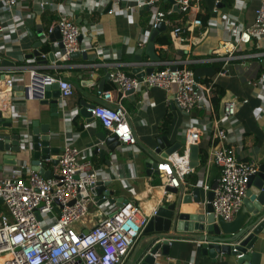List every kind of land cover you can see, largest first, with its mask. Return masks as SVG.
I'll use <instances>...</instances> for the list:
<instances>
[{
    "label": "crops",
    "instance_id": "0c3cea01",
    "mask_svg": "<svg viewBox=\"0 0 264 264\" xmlns=\"http://www.w3.org/2000/svg\"><path fill=\"white\" fill-rule=\"evenodd\" d=\"M116 2L119 4L116 5ZM216 2L219 12L214 15L212 11ZM133 3L134 0H19L17 10L22 12V25L25 31L27 28L30 29L33 37L27 34V38L19 44L7 45L4 51H0V79L14 71L17 75H22L24 82L27 83L28 73L12 67L30 65L39 67L43 74L69 82L74 87V93L69 98H59L61 107L58 117L54 118L50 116L48 106H41L40 101L25 100L21 85L15 86L12 90L2 87L0 111L5 118H10L2 108L11 103L15 105L20 118L19 121H12L14 127L29 125L34 120H39L40 124H48L50 136L55 139L51 141V147L58 150L51 155V160H57L65 140L73 136V145L80 151V160L89 161L94 169L101 172L102 177L114 179V182L106 187V191L112 192L107 197L108 201L115 207L126 201L131 202L149 213L160 206L176 202L179 194H188L197 186L200 187L203 182L211 188L216 184L219 168L208 162V154L212 145V120L219 117L223 100L236 98L238 101H246L245 104L238 106L237 124L232 135H235L234 140L239 139L238 134L241 135L239 142L232 143L236 158L242 162L253 161L259 166L264 165V86L259 85V75L264 70V64L256 57V54L262 51L261 44L263 45L264 41L260 43L253 41L250 46L236 44L240 30L253 23L254 12L258 7L255 2L204 0L199 9L181 14L173 10L170 0H161L159 8L174 14L168 16L169 24L165 30L181 27L185 41L181 44L172 41L173 51H168L166 45L156 44L154 40L155 54L160 58L154 69L178 63L179 68L191 69L201 84L212 88L211 111L207 112L200 108L193 110L191 115L186 117L172 102L174 87H171L168 93L159 88H142L119 95L112 82L105 80V77L116 69L133 75L132 58L139 49L137 42L144 33L142 39L145 46L151 34L149 29L151 12L144 8L134 13L132 20H129L124 15L109 13L105 8L99 10V7L106 4V7L111 6L114 11L116 9L121 11ZM62 14L86 26V31L79 41L86 57L61 58L58 55V47L56 49L49 40L41 43L37 50L46 55V58L48 53L53 52L55 61L48 62L47 65H37L34 58L29 59L34 51L35 42H41L37 33L55 26V22ZM227 18L228 24L225 23ZM210 20L214 23H210ZM54 33L52 34L55 37ZM54 42L59 43L60 39H55ZM99 45L112 55L108 58L94 55L91 48ZM231 46L235 49L232 50ZM179 51L180 56L177 53ZM141 61L145 63L144 66H148L145 54H142ZM91 80L92 85L88 88L83 87L84 82ZM205 81H209V84ZM98 86H101L100 91ZM216 89L223 92L217 111L212 105V95ZM81 100L94 106L111 108L122 106L129 115L130 126L137 136L139 150L131 152L117 148L115 153H111L102 141V136L107 138L108 134L100 124L95 121L88 125L82 117L73 114ZM62 105L66 106L69 112ZM196 124L201 131V139L197 144L198 156L201 149L205 150L206 162L201 165L199 157L198 168L185 177L184 185L178 189V194L170 193L171 196L167 200L160 188L157 171L148 170L145 162L150 158L158 164L163 159L153 151L157 146V138L165 137L171 144L180 143L182 147L177 149V152L181 153L189 126ZM97 147L103 150L102 155L95 152ZM28 155V151L17 155L16 166L21 164L20 162H25L32 168ZM1 163L0 158V165ZM42 163L47 174H50L56 165L50 160ZM10 167L2 166L0 177L5 176ZM92 196L89 213L86 218L74 225L76 230H89L103 220L99 215V205L104 192ZM195 208L194 204L180 205L182 213H191ZM171 234L174 236V233ZM147 237L142 233L122 264H129L140 256L148 244ZM170 240H172L170 254L163 264H237L233 257L220 255L213 261L208 256H203L197 247L199 243L195 245V242L184 235L172 237ZM253 246L252 251L260 253V264H264L263 234Z\"/></svg>",
    "mask_w": 264,
    "mask_h": 264
},
{
    "label": "built area",
    "instance_id": "2783aa9c",
    "mask_svg": "<svg viewBox=\"0 0 264 264\" xmlns=\"http://www.w3.org/2000/svg\"><path fill=\"white\" fill-rule=\"evenodd\" d=\"M171 1L181 14L199 9L204 2ZM247 1L257 3L258 7L254 12L252 25L240 30L236 43L238 46H250L253 41H264V0ZM160 2L161 0H134L132 5L121 11H114L110 6L107 12L121 14L132 20L134 13L147 8L151 12L149 29L152 31L161 22L166 27L169 24L167 18L171 12L161 10ZM217 3L212 11L214 15L219 12ZM115 4L118 5L119 2ZM105 5L102 4L99 10H107L108 6ZM18 8L19 0H0V51H4L7 45L19 44L27 38V32L22 25L23 15ZM227 19L226 24L229 23V18ZM55 28L58 29L65 53L61 55L58 51L61 58L82 52L79 38L86 31V26L62 14L55 26L41 31L40 41L46 43ZM183 33L181 27L171 28L173 43H183ZM144 35L142 33L137 42L139 48L144 46ZM52 45L57 49L58 42H53ZM91 49L96 56L108 58L112 55L100 45ZM231 49L235 48L231 46ZM261 49L256 57L264 64V44H261ZM41 57L45 59L46 55L42 54ZM178 65L174 63L164 66L163 69L156 68L151 74L141 78L116 69L109 74V80L121 94L142 88H159L168 93L171 87H174L172 102L186 117H189L193 110L200 108L210 112L212 88L201 84L191 69L179 68ZM12 69L25 70L29 81L25 83L22 75L12 71L0 79V88L12 90L21 85L25 100H44V86L51 84H58L60 97L63 99L71 97L74 93V87L69 82L43 74L39 67L23 65L18 68L14 66ZM259 76V85L264 86V70ZM245 103V100L238 101L236 98L223 100L219 117L214 118L211 125L212 145L208 162L219 168V176L210 204L214 216L222 218L224 222L234 219L243 204L248 177L254 175L259 168L253 161H239L232 145L233 142L235 144L240 141L241 135L238 134L237 140H234L235 135H232L237 124L238 106ZM2 110L9 114L11 121H19L20 115L16 112L14 104L11 103ZM88 111L107 132L108 137L114 136L117 139L118 148L131 152L139 150L129 115L122 106L111 108L98 105ZM73 114L76 115V111ZM73 138L71 136L65 140L49 178H44L37 171L43 169L42 161L35 166L37 170L25 162H20L17 166L15 163L7 170L5 176L0 177V264H122L142 235L148 220L156 214L157 209L148 213L131 202L115 207L104 194L99 205V215L103 220L89 230H76L74 225L89 213L93 200L92 191L99 183H106L110 179L102 177L101 172L94 169L89 161L80 160V151L73 145ZM200 139L201 131L198 125H190L182 152L169 154L156 165L160 188L167 200L171 195L166 188L181 189L185 177L194 172L195 169L190 168V147L197 145ZM22 142V145H25L24 139ZM21 147L25 149L24 146ZM199 188L205 193L211 190L204 182Z\"/></svg>",
    "mask_w": 264,
    "mask_h": 264
},
{
    "label": "water",
    "instance_id": "95a60500",
    "mask_svg": "<svg viewBox=\"0 0 264 264\" xmlns=\"http://www.w3.org/2000/svg\"><path fill=\"white\" fill-rule=\"evenodd\" d=\"M171 1V0H170ZM172 3V1H171ZM173 4V3H172ZM110 9L108 6L107 11ZM173 10L179 12L178 8L173 5ZM166 26L160 23L158 27L151 31L147 44L139 48L132 58L134 64L132 74L138 78L151 74L155 69L154 65L160 61L154 50V40L158 33L164 31ZM29 37H33L30 29H26ZM54 35H50L48 41L54 42L55 39H60L58 29L55 28ZM41 39L42 33H37ZM80 41V38H79ZM42 42H35L34 51L29 56V59L34 58L37 65H47L48 62L53 63L55 56L53 52L48 53L47 58H42L41 53L37 50ZM58 50L61 55H64L62 44L58 43ZM179 56L181 52H177ZM142 54L148 58V66H144L141 61ZM86 57L85 52L71 53L68 57ZM6 63V62H5ZM109 80V75L105 80ZM83 87L92 85L91 81L84 82ZM102 83V81H101ZM101 86H98L100 91ZM127 92L128 93H131ZM119 95L121 93L119 92ZM60 91L58 84L44 86V100L40 101L41 106H48L50 116L57 118L59 115V100ZM62 107L69 112L66 106ZM94 108V105L89 104L85 100H81L76 107V113L82 117L86 124L95 122L88 109ZM62 109V108H61ZM0 129L4 130L0 133V158L2 166H13L16 163L17 155H20L22 150L28 151V160L33 169L35 166L45 160H50L57 164V160H51V155L58 150L51 147V141L55 140L50 136V127L48 124H40L39 120L32 121L28 126L14 127L11 119L5 118L0 112ZM25 140V145H22V140ZM102 141L108 147L111 153H115L119 147V143L114 136L105 138L102 136ZM157 146L153 150L155 154L163 159H166L169 154L177 152L181 144H171L165 137L156 139ZM21 146H24L23 149ZM198 146L190 147V168L196 169L199 166ZM95 152L103 154V150L96 148ZM156 163L152 159L145 162L148 170H155ZM44 178H49L50 174L44 172V169L37 170ZM114 182V179L106 183H99L93 194L104 192L106 196L112 194L111 191H106ZM216 184L213 185L210 191L204 192L202 188L196 187L188 194H179L176 202L170 203L167 206H160L156 210V214L151 217L143 229V235L148 236V244L145 250L134 258L129 264H163V261L169 256L171 249L172 237L186 236L193 242L199 243L198 249L203 256H208L213 261L217 257L224 255L225 257H233L237 264H260V253L252 251L260 235H264V165L259 166L258 171L254 175L248 177L247 191L241 208L236 213L234 219L230 222H224L222 218L215 217L210 202L213 199V191ZM166 191L173 195L178 194V190L167 187ZM127 202V201H126ZM123 202L122 204H125ZM1 203V200H0ZM121 204V205H122ZM181 204H194L196 208L191 213H182L180 211ZM174 233V236L171 234Z\"/></svg>",
    "mask_w": 264,
    "mask_h": 264
},
{
    "label": "trees",
    "instance_id": "16d2710c",
    "mask_svg": "<svg viewBox=\"0 0 264 264\" xmlns=\"http://www.w3.org/2000/svg\"><path fill=\"white\" fill-rule=\"evenodd\" d=\"M146 15H148V13H146ZM172 16H174L173 13H171ZM149 20H150V16H149ZM170 33H171V29H167L164 32L160 33L156 38H155V43L156 44H160V45H166L168 48V51H173V44H172V40L170 37ZM45 51V49H44ZM159 69H163V67L159 68ZM206 84H209V81H205ZM223 97V92L221 90L217 89L215 91H213V95H212V105L214 106V109L217 111L219 104H220V100ZM199 157H200V163L201 165H203L206 162L207 159V152L205 150H200L199 153Z\"/></svg>",
    "mask_w": 264,
    "mask_h": 264
},
{
    "label": "rangeland",
    "instance_id": "374dc122",
    "mask_svg": "<svg viewBox=\"0 0 264 264\" xmlns=\"http://www.w3.org/2000/svg\"><path fill=\"white\" fill-rule=\"evenodd\" d=\"M4 130L0 129V133L3 132Z\"/></svg>",
    "mask_w": 264,
    "mask_h": 264
},
{
    "label": "bare ground",
    "instance_id": "6f19581e",
    "mask_svg": "<svg viewBox=\"0 0 264 264\" xmlns=\"http://www.w3.org/2000/svg\"><path fill=\"white\" fill-rule=\"evenodd\" d=\"M0 105H1V103H0Z\"/></svg>",
    "mask_w": 264,
    "mask_h": 264
}]
</instances>
